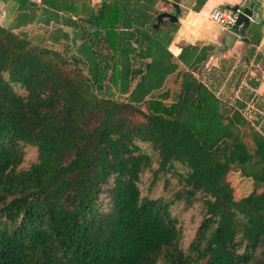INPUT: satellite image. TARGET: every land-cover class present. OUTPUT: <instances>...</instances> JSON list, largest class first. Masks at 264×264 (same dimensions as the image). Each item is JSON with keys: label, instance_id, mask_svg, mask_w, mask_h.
Wrapping results in <instances>:
<instances>
[{"label": "trees", "instance_id": "1", "mask_svg": "<svg viewBox=\"0 0 264 264\" xmlns=\"http://www.w3.org/2000/svg\"><path fill=\"white\" fill-rule=\"evenodd\" d=\"M1 1L15 18L0 23V264H264V191L235 200L227 181L236 166L264 185V134L245 145L249 121L201 79L213 47L176 63L178 24L153 27L160 0L103 2L71 45L28 28L38 5ZM173 74L164 106L153 95ZM198 199L184 249L180 211Z\"/></svg>", "mask_w": 264, "mask_h": 264}, {"label": "crops", "instance_id": "2", "mask_svg": "<svg viewBox=\"0 0 264 264\" xmlns=\"http://www.w3.org/2000/svg\"><path fill=\"white\" fill-rule=\"evenodd\" d=\"M29 1L38 5V8L35 10L34 20L28 28L32 31L41 29V34L46 30L49 31L46 33L50 34L54 28H60L70 41H64V43L71 45L73 38L75 40L76 37L79 40L83 38V28L76 27L77 29H74L71 27L72 23L79 19L91 17L107 0H59L61 7L58 10L48 4L53 3V0H45L44 8L40 6L41 0ZM113 1L111 0V2ZM109 2L107 1V3ZM172 2L173 0H160L156 5L157 17L161 13H172ZM196 3L197 0H180V14L177 16V22H174L178 24V30L180 29L181 16L187 15L189 12H200L206 2L199 9H196ZM235 6L251 7L252 17L247 26L231 30L237 35V40L232 47L227 48L225 46L226 32L224 31L217 35L212 30L204 29L198 38L191 40L178 38L177 30L170 43L172 51L169 52L176 63H182L178 60L182 51L179 55L174 54L177 49L212 46L213 50L204 62L206 63L205 70L201 79L210 85L217 98L237 111L243 120L249 121L248 116L253 117L255 115L257 120L250 123V128L252 127L255 131L264 134V0H239V3L225 4L223 7ZM6 14V3L0 0V23L4 24L6 21L5 23L10 25L15 18V12L8 16ZM54 16L59 21L58 24L54 23ZM157 17L153 27L157 23ZM68 20L69 23H67ZM165 21L170 22L167 18H163L161 23ZM47 23L48 25H46ZM193 24L198 27V22L195 19ZM162 29L165 30L166 28L162 26ZM241 30L245 31L244 34H241ZM37 32L39 31L33 33ZM74 43L77 44L78 42L72 41V44ZM185 59L188 60V57L185 56ZM179 70L182 71L184 68L180 66Z\"/></svg>", "mask_w": 264, "mask_h": 264}, {"label": "rangeland", "instance_id": "3", "mask_svg": "<svg viewBox=\"0 0 264 264\" xmlns=\"http://www.w3.org/2000/svg\"><path fill=\"white\" fill-rule=\"evenodd\" d=\"M180 79L181 78L178 76V74H173L172 76H170L164 88L159 93H156L153 95V99L155 101L156 100L162 101L164 106H169L171 103H173L176 100V96L180 88ZM165 92H168V97L166 98L163 95V93ZM141 108L143 111H147V108L145 106H142ZM246 116L248 115L246 114ZM248 120H249L248 122L249 125L248 126L246 125L244 128H242V132H243L242 141L245 145H247L250 148V147H253L251 138L249 136L250 123H254V121H256L257 119L255 118V115H253V117L248 116ZM249 150L250 152L252 151L251 149ZM36 156L37 154L34 149L26 148L25 159L22 165L20 166V168H23V169L29 168V166L36 161V158H37ZM155 167H156V163L153 164V168ZM244 175L242 174L241 169L240 168L237 169L235 166V169L232 172H230L227 177V181L230 183L231 187L233 188L235 200H239L240 198H243L249 195L252 191H254L255 194L257 195L264 191V185H260L259 187L255 188L253 180L251 178H247ZM148 177H149V174H145L142 177V180L144 182L142 186L146 187V182H147ZM180 213L182 216L181 246L184 249H187L191 238L194 237L196 233V229L198 228L201 222L202 214L204 213V204L202 202V199H198L189 208H182Z\"/></svg>", "mask_w": 264, "mask_h": 264}, {"label": "clouds", "instance_id": "4", "mask_svg": "<svg viewBox=\"0 0 264 264\" xmlns=\"http://www.w3.org/2000/svg\"><path fill=\"white\" fill-rule=\"evenodd\" d=\"M239 3V0H206L204 7L200 12H189L182 15L179 21L180 29L177 37L195 40L204 29L212 30L215 34L226 31L225 21L235 23V18L230 12L222 11L225 4ZM198 22V27L193 24V20ZM169 51H172V45H169ZM182 49H177L174 53L179 55Z\"/></svg>", "mask_w": 264, "mask_h": 264}, {"label": "water", "instance_id": "5", "mask_svg": "<svg viewBox=\"0 0 264 264\" xmlns=\"http://www.w3.org/2000/svg\"><path fill=\"white\" fill-rule=\"evenodd\" d=\"M172 8L173 11L172 13H161L158 17H157V23L154 27H157L163 18H167L170 22H177V16L180 14V0H173L172 2ZM234 10L239 9L242 13L238 18L237 21V26H242V28L244 26H247L249 24L250 18L252 17V11H251V7H238L235 6L233 7ZM237 27H234L233 30H236ZM237 40V35L234 34L233 32L229 31L226 32L225 38H224V44L227 48H230L233 46V44L235 43V41Z\"/></svg>", "mask_w": 264, "mask_h": 264}, {"label": "built area", "instance_id": "6", "mask_svg": "<svg viewBox=\"0 0 264 264\" xmlns=\"http://www.w3.org/2000/svg\"><path fill=\"white\" fill-rule=\"evenodd\" d=\"M221 10H222V11H226V12H230L231 15H232V17L235 18V23H234V24H233V23H229V22H227V20L225 21L224 27H225L227 30L224 31V32L231 31V30L234 29V27H237V29H239V28L241 27V25H240V26H237L238 18H239V16H240L241 13H242L239 9L234 10L233 7H223Z\"/></svg>", "mask_w": 264, "mask_h": 264}]
</instances>
